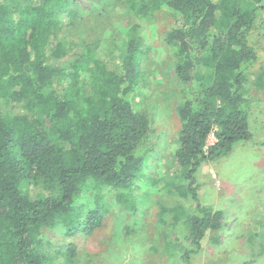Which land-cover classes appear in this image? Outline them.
Wrapping results in <instances>:
<instances>
[{
    "label": "trees",
    "instance_id": "16d2710c",
    "mask_svg": "<svg viewBox=\"0 0 264 264\" xmlns=\"http://www.w3.org/2000/svg\"><path fill=\"white\" fill-rule=\"evenodd\" d=\"M70 1L0 0V264H74L78 249L53 248L42 230L92 233L100 218L89 211L79 224L82 193L103 190L125 206L148 156L152 121L133 103L135 61L144 51L138 26L104 56L87 47L70 64H53L72 55L59 34L73 29L74 20L60 17ZM121 1L137 17L162 8L173 16L165 42L180 87L179 174L154 185L194 204L191 213L181 200L165 211L178 226L173 244L183 247L174 264H192L223 218L201 205L200 169L255 146L249 77L263 38L264 0ZM254 86L264 83L258 77Z\"/></svg>",
    "mask_w": 264,
    "mask_h": 264
},
{
    "label": "rangeland",
    "instance_id": "374dc122",
    "mask_svg": "<svg viewBox=\"0 0 264 264\" xmlns=\"http://www.w3.org/2000/svg\"><path fill=\"white\" fill-rule=\"evenodd\" d=\"M65 16L74 20L73 29L59 34L72 55L55 59L53 64L68 65L87 47L98 48L104 56L113 49L115 39L121 44L129 29L138 26L144 51L135 61L139 83L133 103L150 117L152 132L142 175L125 206L116 204L112 194L103 190L86 189L78 201V222L82 225L87 213L96 210L100 225L90 234L78 228L71 235L58 225L42 230L43 240L61 250L75 246L79 255L74 264H174L183 247L173 244L178 226L165 211L181 199H172L154 185V179L171 182L179 174L174 152L180 87L174 77L173 49L165 42L172 13L162 8L137 17L121 0H71L61 12L60 17ZM261 17L264 20V13ZM260 35L258 60L249 77L255 98L250 117L255 146L238 147L200 169L201 205L220 211L223 218L219 229L206 233L192 264H264V148L260 146L264 143V88L254 86L258 77L264 83V28ZM214 142L210 135L208 145ZM181 202L188 213L194 210L191 201Z\"/></svg>",
    "mask_w": 264,
    "mask_h": 264
}]
</instances>
